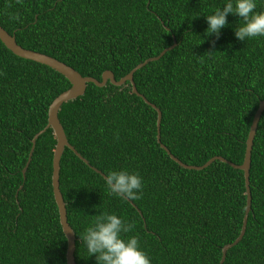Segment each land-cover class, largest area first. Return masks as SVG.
I'll list each match as a JSON object with an SVG mask.
<instances>
[{"label": "trees", "instance_id": "1", "mask_svg": "<svg viewBox=\"0 0 264 264\" xmlns=\"http://www.w3.org/2000/svg\"><path fill=\"white\" fill-rule=\"evenodd\" d=\"M226 0H0V26L23 48L52 56L82 76L132 74L137 92L160 111L159 141L181 162L219 155L240 164L258 101L264 99V37L238 40L243 21L228 14L219 37L206 16ZM256 12L264 0H256ZM19 17L16 19L15 17ZM68 81L46 65L18 57L0 42V264H65V238L50 185L55 143L47 106ZM156 112L128 82L97 87L63 102L57 118L68 143L105 176L137 172L142 198L109 193L103 177L64 147L58 187L74 234L75 264H96L80 236L96 215L135 224L151 264H217L238 234L245 205L242 171L219 160L179 166L155 140ZM250 207L244 233L221 264H264V110L248 169ZM21 187L18 189V186Z\"/></svg>", "mask_w": 264, "mask_h": 264}, {"label": "water", "instance_id": "2", "mask_svg": "<svg viewBox=\"0 0 264 264\" xmlns=\"http://www.w3.org/2000/svg\"><path fill=\"white\" fill-rule=\"evenodd\" d=\"M0 42L14 55L21 57L23 59H28V60L43 64V65H46L47 67L61 74L69 83V87L59 92L48 104L47 112H46V123L43 126V128L38 130L32 136L30 140L31 144L29 147L27 158L21 169L22 180H23L24 171L29 163L32 150L34 147L35 139L40 133H42L46 128L49 127L55 139V143L52 149V156H51L50 185H51L52 197L56 205V209H57L58 222H59L61 232L64 235L65 242H66L65 253H64L65 264H75V262H74V257H73L74 234H73L71 227L67 223L64 202H63V199L59 191V187H58L59 159H60V156H61V153L64 147L71 150L80 160H82L86 165H88L93 171L100 174L103 177V179L105 177V175L102 172H100L95 167L89 165L87 160L83 158L81 155H79V153L68 143L65 137L64 131L62 129V126L57 118V111L60 105L67 100L74 99L75 97L81 95L85 89L86 83L88 82L94 84L97 87L103 86L106 82H109L110 84L115 85V86H119L125 82H128L130 85V91L133 94L139 96L146 104H148L151 108L155 110L156 112L155 140L159 144V147L162 148L166 152L169 158L172 159L174 162H176L179 166L186 168V169L200 170L206 167L207 165H209L212 161L219 160L225 164H228L229 166L233 168H236L242 171L244 193H245V205H244L243 215L241 218V225H240L237 236L231 242L222 245L220 249V258L217 262V264H221L224 259L225 251L232 245L236 244L244 233V229L246 225V217H247V213L250 207V191H249V181H248L250 150H251L252 140L254 137L258 119L260 117L261 112L264 110V99L258 101L257 107L255 111L253 112V115H252V118H251V121L248 127V131L246 134V138L244 140V151H243L242 161L240 164H234L219 155L211 156L201 165L185 164L181 162L178 158H176L174 155H172L169 152V150L162 143H160L159 141L160 111L154 104L147 101L142 94L137 92L134 82H133V78H132V74L135 70L139 69L140 67L145 65L147 62L157 60L164 52L172 49L175 46L176 43H175L173 36H172V42L169 46L163 48L161 51H159L157 55L145 58L143 61L137 63L127 73L120 76L118 79L114 78L110 70H104L101 72L99 80L91 76L80 75L72 67H70L69 65L63 63L62 61L52 56L21 47L15 42L13 33L9 34L1 26H0ZM20 187L21 185L18 186V189ZM129 203L133 207H135L134 204L130 200H129Z\"/></svg>", "mask_w": 264, "mask_h": 264}, {"label": "clouds", "instance_id": "3", "mask_svg": "<svg viewBox=\"0 0 264 264\" xmlns=\"http://www.w3.org/2000/svg\"><path fill=\"white\" fill-rule=\"evenodd\" d=\"M256 7V0H226L222 9L217 8L214 14L206 16V33L218 38L220 30L227 26L228 14H234L243 21L235 29L238 40L264 37V11L256 12ZM104 182L112 195L128 201L142 198L144 185L137 172L110 171L104 177ZM134 227V222L129 223L115 214L103 213L94 217L80 240L84 242L89 256L95 255L96 264H151L147 253L140 248L138 236L123 238L122 234L132 231Z\"/></svg>", "mask_w": 264, "mask_h": 264}]
</instances>
